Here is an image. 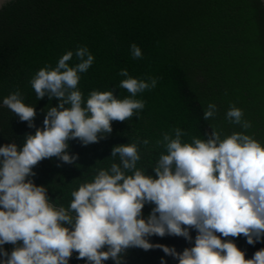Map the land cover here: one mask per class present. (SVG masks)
<instances>
[{
  "label": "clouds",
  "instance_id": "clouds-1",
  "mask_svg": "<svg viewBox=\"0 0 264 264\" xmlns=\"http://www.w3.org/2000/svg\"><path fill=\"white\" fill-rule=\"evenodd\" d=\"M130 51L133 59L143 58L135 43ZM74 54L78 63L70 66ZM94 60L87 46H78L30 79L37 100L58 101L40 110L42 127L34 123L35 106L24 103L19 89L3 98V106L35 133L25 134L22 147L15 142L0 146V264H69L74 252L85 264L109 259L125 264L130 248L160 249L178 264H264V248L246 259L245 251L228 239L243 235L249 245L264 242V144L248 134L252 124L235 104L225 118L241 131L222 136L210 125L205 139L193 136L190 142L182 140L187 133L178 127L162 133L156 146L164 152L152 167L154 175L137 167L139 145H149L148 139L113 146L110 156H118L119 163L97 170L91 182L73 190L68 208L53 203L48 188L30 178L44 159L75 164L79 157L69 153V141L88 146L107 139L113 121L138 117L145 108L137 94L157 85L156 77L134 78L122 69L119 75L125 79L118 87L127 90V97L118 98L115 89L92 90L85 101L80 74ZM216 114L217 106L209 103L203 119ZM146 204L153 205L147 216ZM152 236L183 237L192 246L177 251L151 243ZM6 244L13 246L10 252ZM160 264L167 261L161 257Z\"/></svg>",
  "mask_w": 264,
  "mask_h": 264
},
{
  "label": "trees",
  "instance_id": "trees-1",
  "mask_svg": "<svg viewBox=\"0 0 264 264\" xmlns=\"http://www.w3.org/2000/svg\"><path fill=\"white\" fill-rule=\"evenodd\" d=\"M141 48L142 59H133L131 44ZM87 46L95 60L81 73L79 90L86 101L92 90L115 89L118 98L129 95L119 88L122 69L134 78H158L152 90L137 94L145 101L138 117L112 122L107 139L88 146L69 141V153L78 154L75 164L58 158L44 159L30 177L48 188L57 206L68 208L71 192L91 182L97 170L119 163L110 156L115 145L150 141L139 145L138 168L154 175L152 167L163 147L156 141L162 133L180 128L190 142L205 139L214 125L223 135L241 131L225 116L231 104L251 122L248 134L264 144V5L262 0H12L0 9V146L15 142L23 146L26 133H35L26 122L3 106V98L19 89L24 103L35 106L34 121L42 127L44 113L58 101L37 100L29 81L45 65L53 67L66 53ZM78 63L75 54L70 66ZM209 103L217 106L214 118L203 119ZM60 164V167H57ZM131 174V173H128ZM153 205L143 208L145 216ZM193 240L196 232H191ZM151 243L174 246L177 251L191 247L183 237L152 236ZM245 251L246 259L264 248V242L249 245L246 239L229 237ZM11 244L6 249L12 250ZM73 253L69 264H85ZM178 264L160 249H128L125 264ZM104 264H114L109 259Z\"/></svg>",
  "mask_w": 264,
  "mask_h": 264
},
{
  "label": "water",
  "instance_id": "water-1",
  "mask_svg": "<svg viewBox=\"0 0 264 264\" xmlns=\"http://www.w3.org/2000/svg\"><path fill=\"white\" fill-rule=\"evenodd\" d=\"M12 0H10V2H11ZM10 2H8V3H10ZM4 3V0H0V5H2V6H0V9L1 8H3L4 6H6L8 3H6V4H3ZM262 3H263V5H264V0H262ZM5 249H6V245H4L3 246Z\"/></svg>",
  "mask_w": 264,
  "mask_h": 264
}]
</instances>
